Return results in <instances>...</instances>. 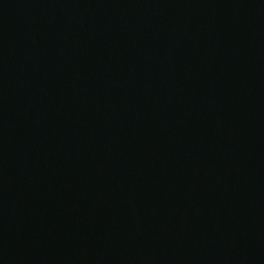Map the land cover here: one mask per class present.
Returning a JSON list of instances; mask_svg holds the SVG:
<instances>
[{"label":"water","instance_id":"1","mask_svg":"<svg viewBox=\"0 0 264 264\" xmlns=\"http://www.w3.org/2000/svg\"><path fill=\"white\" fill-rule=\"evenodd\" d=\"M0 264H264V0H0Z\"/></svg>","mask_w":264,"mask_h":264}]
</instances>
